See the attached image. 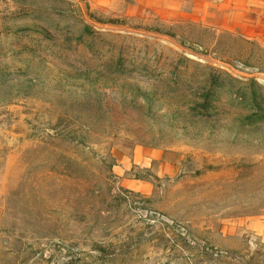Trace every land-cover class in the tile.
<instances>
[{"label": "rangeland", "instance_id": "374dc122", "mask_svg": "<svg viewBox=\"0 0 264 264\" xmlns=\"http://www.w3.org/2000/svg\"><path fill=\"white\" fill-rule=\"evenodd\" d=\"M0 264H264L263 43L0 0Z\"/></svg>", "mask_w": 264, "mask_h": 264}, {"label": "crops", "instance_id": "0c3cea01", "mask_svg": "<svg viewBox=\"0 0 264 264\" xmlns=\"http://www.w3.org/2000/svg\"><path fill=\"white\" fill-rule=\"evenodd\" d=\"M88 4L91 12L103 16L166 25L191 22L264 46V0H88ZM141 156L138 165L153 161L140 152L134 158Z\"/></svg>", "mask_w": 264, "mask_h": 264}]
</instances>
